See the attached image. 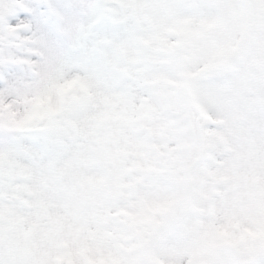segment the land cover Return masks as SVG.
Wrapping results in <instances>:
<instances>
[{
  "label": "snow or ice",
  "instance_id": "obj_1",
  "mask_svg": "<svg viewBox=\"0 0 264 264\" xmlns=\"http://www.w3.org/2000/svg\"><path fill=\"white\" fill-rule=\"evenodd\" d=\"M0 264H264V0H0Z\"/></svg>",
  "mask_w": 264,
  "mask_h": 264
}]
</instances>
